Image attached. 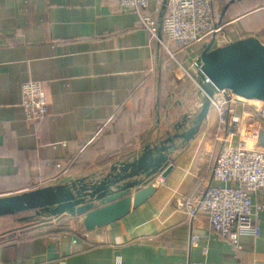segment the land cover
Segmentation results:
<instances>
[{
    "label": "crops",
    "instance_id": "crops-1",
    "mask_svg": "<svg viewBox=\"0 0 264 264\" xmlns=\"http://www.w3.org/2000/svg\"><path fill=\"white\" fill-rule=\"evenodd\" d=\"M156 8L160 19L166 0H148L147 12ZM214 9L228 25L178 54L186 70L209 45L264 44V0H219ZM27 81L40 82L46 95L40 122H27L20 106ZM202 97L150 42L136 14L114 1L0 0V197L97 179L174 135L184 119L178 132H185ZM245 101L233 104L242 119L238 135L255 147L264 118L252 107L262 102ZM215 125L209 110L188 143L175 140L171 171L152 177L154 192L112 224L85 231L84 215L1 218L0 264H264V189L252 197L261 207L259 232L242 233L240 252L211 233L204 214L190 222L178 205L199 181L211 184L207 166L221 146L213 142Z\"/></svg>",
    "mask_w": 264,
    "mask_h": 264
},
{
    "label": "built area",
    "instance_id": "built-area-1",
    "mask_svg": "<svg viewBox=\"0 0 264 264\" xmlns=\"http://www.w3.org/2000/svg\"><path fill=\"white\" fill-rule=\"evenodd\" d=\"M104 1H114L121 11L136 14L138 25L146 30L151 43L163 49L175 72L182 71L198 87L196 60L186 70L177 56L216 37L228 25L215 12L214 5L219 0H166L167 9L160 19L159 8L147 12L148 0ZM238 102L241 99L228 89L217 91L210 99V110L216 116L213 142L221 145L207 166L211 184L199 181L193 192L178 203L190 222L204 214L211 233L236 252L242 249L240 238L244 231L259 232L261 207L253 204L252 197L264 189V148L248 147L240 139L242 119L233 111V104ZM20 106L27 122H40L46 117L47 100L40 82L21 85ZM252 110L264 118V102ZM190 241L194 245L197 237L192 236Z\"/></svg>",
    "mask_w": 264,
    "mask_h": 264
},
{
    "label": "water",
    "instance_id": "water-1",
    "mask_svg": "<svg viewBox=\"0 0 264 264\" xmlns=\"http://www.w3.org/2000/svg\"><path fill=\"white\" fill-rule=\"evenodd\" d=\"M194 67L198 69L196 83L204 95L200 112L185 132H178L186 123L184 119L183 124H177L174 135L157 146L145 148L130 162L114 164L97 179L81 178L0 197V219L16 217L18 223H31L61 215H84L85 231L112 224L125 217L131 205L140 206L154 192L150 185L152 177L168 175L172 169L170 152L178 148L175 140L184 145L196 135L207 118L214 93L228 89L239 98L264 102V44L258 40L247 39L213 50L209 45ZM258 147L264 148V130L259 132Z\"/></svg>",
    "mask_w": 264,
    "mask_h": 264
},
{
    "label": "bare ground",
    "instance_id": "bare-ground-1",
    "mask_svg": "<svg viewBox=\"0 0 264 264\" xmlns=\"http://www.w3.org/2000/svg\"><path fill=\"white\" fill-rule=\"evenodd\" d=\"M241 99V101H243V102H247V101H245V99H242V98H240Z\"/></svg>",
    "mask_w": 264,
    "mask_h": 264
},
{
    "label": "rangeland",
    "instance_id": "rangeland-1",
    "mask_svg": "<svg viewBox=\"0 0 264 264\" xmlns=\"http://www.w3.org/2000/svg\"><path fill=\"white\" fill-rule=\"evenodd\" d=\"M198 88V87H197ZM198 90H199V88H198ZM20 216H22V215H20ZM16 218V217H15ZM14 225V224H13Z\"/></svg>",
    "mask_w": 264,
    "mask_h": 264
}]
</instances>
